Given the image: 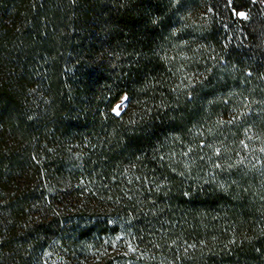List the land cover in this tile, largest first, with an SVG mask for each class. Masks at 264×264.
Returning a JSON list of instances; mask_svg holds the SVG:
<instances>
[{
	"label": "trees",
	"instance_id": "16d2710c",
	"mask_svg": "<svg viewBox=\"0 0 264 264\" xmlns=\"http://www.w3.org/2000/svg\"><path fill=\"white\" fill-rule=\"evenodd\" d=\"M0 264H264V0H0Z\"/></svg>",
	"mask_w": 264,
	"mask_h": 264
},
{
	"label": "snow or ice",
	"instance_id": "6c2138e0",
	"mask_svg": "<svg viewBox=\"0 0 264 264\" xmlns=\"http://www.w3.org/2000/svg\"><path fill=\"white\" fill-rule=\"evenodd\" d=\"M240 15H243V13H241ZM125 99H127L126 97H125ZM121 107V105H117V107H116V109H114V111H116V114L117 115H119L120 113H119V108Z\"/></svg>",
	"mask_w": 264,
	"mask_h": 264
},
{
	"label": "water",
	"instance_id": "95a60500",
	"mask_svg": "<svg viewBox=\"0 0 264 264\" xmlns=\"http://www.w3.org/2000/svg\"><path fill=\"white\" fill-rule=\"evenodd\" d=\"M244 14V13H243Z\"/></svg>",
	"mask_w": 264,
	"mask_h": 264
}]
</instances>
